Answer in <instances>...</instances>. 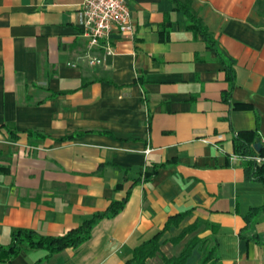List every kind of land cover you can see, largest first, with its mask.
<instances>
[{"label": "crops", "instance_id": "1", "mask_svg": "<svg viewBox=\"0 0 264 264\" xmlns=\"http://www.w3.org/2000/svg\"><path fill=\"white\" fill-rule=\"evenodd\" d=\"M82 2L0 0V242L18 227L63 234L130 194L79 248L42 262L44 249L22 251L12 264H123L186 210L161 243L198 221L222 264H264V184L232 158L238 131L264 143V0H192L213 43L172 0H127L134 33L113 32L104 56L85 35ZM201 259L198 243L185 264Z\"/></svg>", "mask_w": 264, "mask_h": 264}, {"label": "trees", "instance_id": "2", "mask_svg": "<svg viewBox=\"0 0 264 264\" xmlns=\"http://www.w3.org/2000/svg\"><path fill=\"white\" fill-rule=\"evenodd\" d=\"M177 9H181L187 16V22L192 29H195L201 33L203 38L208 43H213L214 38L207 26L203 24L202 18L196 13L192 7V0H172ZM226 67L228 68V77L233 79V67L224 60ZM11 137L15 139L17 132L11 127L6 126ZM234 149L233 153L237 154L242 160L243 168H245L246 178L254 181H261L264 184V160L258 162L255 159L256 155L264 157V143L261 138L258 137L257 131L252 130H241L235 133L234 137ZM257 141H261L262 145L259 150H255L254 145ZM160 164L146 165L141 170V175L138 180L134 182L147 181L151 179L156 173ZM122 187V182L116 184V188ZM130 194V189L127 190L126 195L121 199H113L110 204L104 210L92 213L90 216L85 217L82 222L67 230L63 234H45L39 233L33 228H14L11 231V240L8 244L0 242V262L12 264V260L15 256L20 254L22 251L33 250V249H44L46 254L42 256L38 261L42 262L53 255L54 253L61 251L66 248H79L86 240L91 238L93 234V228L103 218H113L119 212L123 210L127 203V199ZM264 206V205H263ZM256 208L251 209L247 214L248 224L253 221V215L256 212ZM188 210L180 212L175 215H171L165 225L157 231L153 236L144 239L141 244L137 245L132 255L123 264H145L151 257L158 255L162 257V264H185L188 255L195 245L200 243L202 249V259L198 264H222L220 255H218V242L210 236L199 237L198 235H192L187 238V235L194 233L199 229V222H193L186 226L178 235L172 236L165 242H173L175 244L186 240L183 248L178 254L173 256L165 255L161 250V237L164 232L169 229L172 223H178L184 218ZM208 226L214 228L215 225L208 223ZM257 240V238H254ZM259 241V240H258ZM264 243V241H262Z\"/></svg>", "mask_w": 264, "mask_h": 264}, {"label": "built area", "instance_id": "3", "mask_svg": "<svg viewBox=\"0 0 264 264\" xmlns=\"http://www.w3.org/2000/svg\"><path fill=\"white\" fill-rule=\"evenodd\" d=\"M81 12L85 16V35L88 37L90 46L104 50V55L115 53L110 37L113 32L133 34L132 12L127 0H83ZM104 57H94L91 63L103 62ZM151 148L147 147L145 153ZM232 158L239 159L237 154ZM258 162L264 160L263 156L256 155Z\"/></svg>", "mask_w": 264, "mask_h": 264}, {"label": "rangeland", "instance_id": "4", "mask_svg": "<svg viewBox=\"0 0 264 264\" xmlns=\"http://www.w3.org/2000/svg\"><path fill=\"white\" fill-rule=\"evenodd\" d=\"M199 227H200V228H199L197 231H195V232L192 233V234L187 235V238H188L189 236H191V235H194V234H197V235L202 234V232L204 231V229H205L206 227H205V225H204L203 223H201ZM187 238H186L184 241H186ZM183 243H184V242H183Z\"/></svg>", "mask_w": 264, "mask_h": 264}, {"label": "water", "instance_id": "5", "mask_svg": "<svg viewBox=\"0 0 264 264\" xmlns=\"http://www.w3.org/2000/svg\"><path fill=\"white\" fill-rule=\"evenodd\" d=\"M261 145H262L261 141H257L256 144L254 145L255 150L256 149L259 150Z\"/></svg>", "mask_w": 264, "mask_h": 264}]
</instances>
